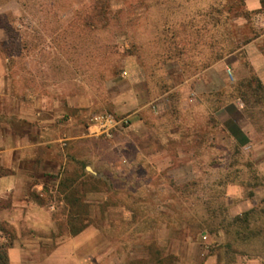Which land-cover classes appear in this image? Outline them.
Listing matches in <instances>:
<instances>
[{"label": "rangeland", "instance_id": "obj_1", "mask_svg": "<svg viewBox=\"0 0 264 264\" xmlns=\"http://www.w3.org/2000/svg\"><path fill=\"white\" fill-rule=\"evenodd\" d=\"M95 1L0 0L10 91L23 102L36 98L46 109L66 111L72 120L65 130L81 137L53 145L51 156L62 162L52 176L64 181L63 190L84 177L75 186L80 193L96 190L100 203L106 197L104 205L134 211L132 225L106 229L121 264H153L154 233L162 236L163 254L173 257L163 264H264V95L229 78L222 91L176 90L214 64L203 67L217 50L257 38L264 45V0H102L108 3L102 20ZM164 19L188 26L171 38V31L153 29ZM211 76L223 84L218 73ZM220 107H237L240 127L258 125L254 137L231 134L215 114ZM99 113L128 124L95 134L90 119ZM59 188L29 195L31 208L13 213V224L1 216L2 242L18 239L38 249L20 264H43L70 237ZM252 208L254 228L235 234L230 220ZM35 235L48 240L36 244ZM110 261L108 254L98 264Z\"/></svg>", "mask_w": 264, "mask_h": 264}, {"label": "crops", "instance_id": "obj_2", "mask_svg": "<svg viewBox=\"0 0 264 264\" xmlns=\"http://www.w3.org/2000/svg\"><path fill=\"white\" fill-rule=\"evenodd\" d=\"M258 40L259 38L241 45L207 69L203 68L184 84L177 86L176 90L181 86L180 90L186 88L192 96L222 91L229 84V78L232 82H241V84H258L260 92L264 95V45L255 43ZM236 54L244 59L247 68L237 64L239 60L235 57ZM231 57H235L236 62H226V58ZM228 63L231 64L228 66ZM212 72L219 74L223 84L219 86L218 81L211 76ZM251 78H254V81H251ZM9 83L6 58L0 50V220L3 216L7 218L9 224H13L17 220V214L13 213L23 211L24 208H31L32 201L29 200V195L42 197L48 190L52 194L57 192L60 178L53 177L52 174L59 171L62 161L51 156L53 145L59 143L60 146H64L66 141H76L81 137L72 135L70 130L68 132L65 130L66 124L70 125L67 122L72 120L66 111L46 109L36 98L23 102L10 91ZM199 104L202 110L206 111L205 102L202 101ZM235 110L232 109L230 112L226 107H220L216 109L215 114L222 126L226 127L231 134L244 133L247 138L252 139L259 130L258 125L240 127L234 118V112L240 110L237 107ZM62 119H66L65 122ZM20 123L25 125V132L18 131ZM56 127L59 130L62 128V133L56 135ZM91 176L97 178V175L92 173ZM83 179L84 177L79 178L73 186L75 187L78 182L82 185ZM20 195L21 198H19ZM83 195L84 202L88 204L89 217L92 220L96 219L99 224H90L78 234L70 235L69 238L61 241L48 255L44 256L43 264H98L100 258L108 254L111 258L109 264H121L117 248L106 229L111 227L115 229L120 224H125L127 227L132 225L130 210L121 204L104 205L106 197L101 199L103 201L100 203V194L96 190H87ZM151 239L155 244L154 253L159 251V260L170 256L162 252L161 235L157 236L154 233ZM33 240L39 244L40 241L44 242L48 238L35 235ZM0 241H4V238L0 237ZM156 243L159 245L158 249ZM19 245L18 239L12 240V246L8 250L10 264H20L26 256L29 257L33 252L38 251V249L30 250L29 247L25 249ZM169 254L174 255L172 252ZM153 264L157 262L154 261Z\"/></svg>", "mask_w": 264, "mask_h": 264}, {"label": "trees", "instance_id": "obj_3", "mask_svg": "<svg viewBox=\"0 0 264 264\" xmlns=\"http://www.w3.org/2000/svg\"><path fill=\"white\" fill-rule=\"evenodd\" d=\"M148 2L150 1H147V4ZM150 3L151 5H149L150 7H148V9L151 7H154L153 2H150ZM93 11H95L98 14V18H101V20L105 19L107 16V12H108L107 1L96 0L93 5ZM152 24L155 26V28L153 29L157 30L156 33L159 32V34H163L164 32L166 33V32L171 31V35H170L171 38L176 37V32L178 29L181 28V30H184V28L188 26V23L186 24L184 23L183 25H179V26L176 24H171L168 22L167 19H164L160 23L157 21H154ZM235 49L236 47L230 48L225 51L223 49L217 50L212 55V57H209L210 60H207L206 64L203 67H207V65L209 66L211 63H215L221 60L227 54L232 53ZM180 55H181V52H180ZM251 81H254V78H251ZM244 86H246L249 89H254V91H256L257 89L260 90V85L258 84L252 85L251 83H249V84H244ZM63 182L64 181L59 182L60 188L58 187L59 188L58 193L60 196H62L63 201L65 202L66 207H67V210H66L67 226H68L70 235H76L82 230H84L86 226L92 224L91 222L87 220V217H89L88 204L84 202V199H83L84 193H80L79 189L73 186L74 184H71V186H68L67 189H64V190L61 189V187H64ZM128 210H130V213L132 214V219L133 221H135V216L133 215L134 211L131 210L130 208H128ZM255 213H256V210L252 208V209H249L248 211H245L239 216L233 217L230 220V225L234 228L235 234L241 233V230L248 231V232L252 231V228L254 227H251V225L253 224ZM77 223L81 224V226L78 229L73 230V227ZM11 246H12V242L8 244L4 242H0V264H10V261L8 258V250L9 248H11ZM153 254L156 257L155 261L157 262V264H163L164 261L173 259L172 256H165L161 260H159L158 250Z\"/></svg>", "mask_w": 264, "mask_h": 264}, {"label": "built area", "instance_id": "obj_4", "mask_svg": "<svg viewBox=\"0 0 264 264\" xmlns=\"http://www.w3.org/2000/svg\"><path fill=\"white\" fill-rule=\"evenodd\" d=\"M91 128H94L95 134L109 135L110 131L117 126L127 125L126 118L117 119L114 115L109 113H99L91 117Z\"/></svg>", "mask_w": 264, "mask_h": 264}]
</instances>
